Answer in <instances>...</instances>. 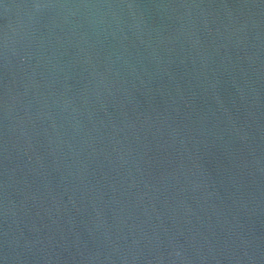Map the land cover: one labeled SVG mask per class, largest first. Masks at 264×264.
I'll return each instance as SVG.
<instances>
[{"label":"water","instance_id":"obj_1","mask_svg":"<svg viewBox=\"0 0 264 264\" xmlns=\"http://www.w3.org/2000/svg\"><path fill=\"white\" fill-rule=\"evenodd\" d=\"M0 264H264V0H0Z\"/></svg>","mask_w":264,"mask_h":264}]
</instances>
